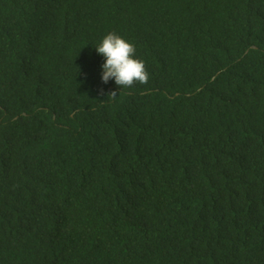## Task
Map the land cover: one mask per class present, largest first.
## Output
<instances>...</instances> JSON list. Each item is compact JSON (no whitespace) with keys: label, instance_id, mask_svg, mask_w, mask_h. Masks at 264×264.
Returning a JSON list of instances; mask_svg holds the SVG:
<instances>
[{"label":"trees","instance_id":"obj_1","mask_svg":"<svg viewBox=\"0 0 264 264\" xmlns=\"http://www.w3.org/2000/svg\"><path fill=\"white\" fill-rule=\"evenodd\" d=\"M0 264H264V0H0Z\"/></svg>","mask_w":264,"mask_h":264},{"label":"clouds","instance_id":"obj_2","mask_svg":"<svg viewBox=\"0 0 264 264\" xmlns=\"http://www.w3.org/2000/svg\"><path fill=\"white\" fill-rule=\"evenodd\" d=\"M103 57L100 78L104 83L113 80L120 89L130 87L134 82L146 83L149 74L145 61L136 56L135 45L124 37L109 32L94 46ZM113 96L116 92L113 91Z\"/></svg>","mask_w":264,"mask_h":264}]
</instances>
